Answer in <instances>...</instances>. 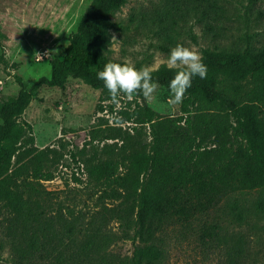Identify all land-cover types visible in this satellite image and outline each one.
Returning a JSON list of instances; mask_svg holds the SVG:
<instances>
[{
	"label": "rangeland",
	"instance_id": "1",
	"mask_svg": "<svg viewBox=\"0 0 264 264\" xmlns=\"http://www.w3.org/2000/svg\"><path fill=\"white\" fill-rule=\"evenodd\" d=\"M170 1L127 0L111 16V22L121 27L111 25L107 31L108 55L137 68L157 69L178 44L195 46L202 54L205 47L251 35L264 50V2L250 10L248 0H242L244 5L223 0L228 18L217 37L192 14L176 15L177 22L166 27L153 23L150 18L165 11ZM91 2L0 0V28L7 34L4 48L0 46L5 59H0V100L18 93L17 76L31 86L41 76L51 75L50 60L65 54L70 35ZM157 84L151 100L122 95L118 104L102 89L73 75L65 78L63 87L43 85L36 90L23 117L33 124L36 144L45 148L46 166L56 176L43 180L52 193L40 219L11 223L12 214L0 210V264H64L57 262L59 254L67 257L84 249L91 253L90 264H129L135 248L134 212L129 208L134 201L101 197L100 185L86 173L85 160L116 157L123 142L150 143L157 122L144 125L128 119L137 102L161 115L182 114L183 102L170 104L169 88ZM162 239L167 249L162 264H264V189L232 194L208 214L171 227ZM32 240L35 247L30 246ZM233 244L238 247L231 253Z\"/></svg>",
	"mask_w": 264,
	"mask_h": 264
},
{
	"label": "trees",
	"instance_id": "2",
	"mask_svg": "<svg viewBox=\"0 0 264 264\" xmlns=\"http://www.w3.org/2000/svg\"><path fill=\"white\" fill-rule=\"evenodd\" d=\"M126 2L92 0L71 33L65 54L50 60L51 75L31 86L17 76L18 93L0 100V210L12 214L11 223L40 219L52 193L43 180L56 176L46 166L45 148L37 146L34 126L23 117L25 110L38 88L63 87L69 75L84 78L111 99L97 73L108 62H123L108 55L106 38L111 25L121 27L111 22V16ZM263 2L248 0L246 7L252 10ZM228 10L223 0H171L165 11L150 19L166 27L177 22L176 15L192 14L206 32L218 37L226 27ZM6 38L0 28L2 48ZM252 39L248 35L202 49L207 78L193 77L182 114L165 116L136 103L128 119L144 125L157 122L150 143L123 142L116 157L85 160L86 173L100 185L101 197L134 201L129 208L134 212L135 248L129 264H162L167 251L162 235L168 229L208 214L232 194L264 189V50ZM0 59L5 60L4 54ZM152 75L154 82L169 88L175 70L163 65ZM135 96L144 98L142 93ZM68 231L72 238V223ZM36 245L32 240L30 246ZM237 247L233 244L230 252ZM85 250L67 257L59 254L57 262L90 264L91 253Z\"/></svg>",
	"mask_w": 264,
	"mask_h": 264
},
{
	"label": "clouds",
	"instance_id": "3",
	"mask_svg": "<svg viewBox=\"0 0 264 264\" xmlns=\"http://www.w3.org/2000/svg\"><path fill=\"white\" fill-rule=\"evenodd\" d=\"M199 34V33H197ZM113 40H116L113 37ZM112 40V41H113ZM163 64L169 70H175L170 81V104L178 105L183 102L187 90L192 86L193 77L207 78V66L203 62L202 54L195 46L187 47L178 44L171 49ZM157 69L151 66L135 67L125 60L123 62H108L98 71L97 79L103 81L114 104H118L120 97L132 99L141 94L151 100L158 90V84L153 81L152 73Z\"/></svg>",
	"mask_w": 264,
	"mask_h": 264
},
{
	"label": "built area",
	"instance_id": "4",
	"mask_svg": "<svg viewBox=\"0 0 264 264\" xmlns=\"http://www.w3.org/2000/svg\"><path fill=\"white\" fill-rule=\"evenodd\" d=\"M2 82V80H0V83ZM0 92H1V87H0Z\"/></svg>",
	"mask_w": 264,
	"mask_h": 264
}]
</instances>
